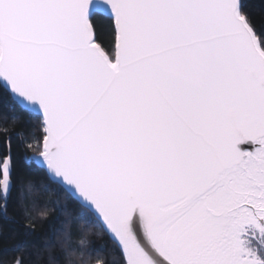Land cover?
Here are the masks:
<instances>
[{
  "label": "snow or ice",
  "instance_id": "6c2138e0",
  "mask_svg": "<svg viewBox=\"0 0 264 264\" xmlns=\"http://www.w3.org/2000/svg\"><path fill=\"white\" fill-rule=\"evenodd\" d=\"M0 114V216L48 264H264L247 0H0Z\"/></svg>",
  "mask_w": 264,
  "mask_h": 264
},
{
  "label": "trees",
  "instance_id": "16d2710c",
  "mask_svg": "<svg viewBox=\"0 0 264 264\" xmlns=\"http://www.w3.org/2000/svg\"><path fill=\"white\" fill-rule=\"evenodd\" d=\"M250 10L254 14L258 23L264 22V3L261 0H247ZM101 26H106L107 22L99 20ZM107 34H102L101 39H107ZM8 128L10 130H19V122L13 124L12 117L9 115L5 120L4 115L0 114V130ZM56 192L45 193L39 197L43 209L51 210L53 202L58 198ZM34 215H40L39 209H33ZM9 215L12 213L10 211ZM48 222L43 225L37 224L38 235L31 239H25L14 219L0 216V264H18L23 258L24 264H48L49 256L46 251V240L44 234L48 232ZM93 231L99 233V229L93 228ZM97 244L103 242L102 236L94 237Z\"/></svg>",
  "mask_w": 264,
  "mask_h": 264
}]
</instances>
